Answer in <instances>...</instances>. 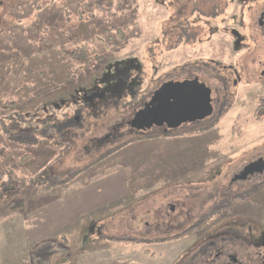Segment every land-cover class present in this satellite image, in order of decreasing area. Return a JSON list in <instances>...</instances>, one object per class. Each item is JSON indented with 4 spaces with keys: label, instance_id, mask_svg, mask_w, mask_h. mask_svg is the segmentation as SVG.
Segmentation results:
<instances>
[{
    "label": "rangeland",
    "instance_id": "374dc122",
    "mask_svg": "<svg viewBox=\"0 0 264 264\" xmlns=\"http://www.w3.org/2000/svg\"><path fill=\"white\" fill-rule=\"evenodd\" d=\"M226 3L215 17L211 0H0V124L10 137L5 141L0 133V264H31L37 210L88 191L126 196L62 234L68 264H171L181 250L195 248L194 238L160 247L123 239L139 233L141 197H149L143 208L153 212L185 191L226 187L243 159L264 157V105L257 101L264 93L249 82L264 86V78L258 68L238 65L263 53L235 52L226 32L234 26L235 7ZM81 48L88 51L87 64L72 57ZM127 61L141 65L139 94L205 65L207 80L214 78V63L233 66L240 80L216 126L126 135L120 123L131 111L124 103L89 110L77 123L74 92L102 86ZM115 130L121 135L114 142L94 146ZM10 141L25 144L15 148ZM20 177L33 184L16 192L4 185Z\"/></svg>",
    "mask_w": 264,
    "mask_h": 264
},
{
    "label": "flooded vegetation",
    "instance_id": "af4514ba",
    "mask_svg": "<svg viewBox=\"0 0 264 264\" xmlns=\"http://www.w3.org/2000/svg\"><path fill=\"white\" fill-rule=\"evenodd\" d=\"M226 1L228 2L226 5L235 7L232 15L234 26L226 30L231 37L235 52L252 54L256 49H260L259 51L263 53L262 58L258 59V62L256 61L257 63L254 58H250V62H245L244 65L238 62V65L242 70H247L250 67L256 70L258 68L259 76L264 78V0ZM222 3L223 0H211L215 17L218 9L223 5ZM193 11H197V9H193ZM193 33L195 32L193 31ZM219 65L218 63L213 64L214 67L218 66L217 70L219 71L214 73V78L208 75L207 80L206 73H204L206 65H199L202 66L199 71L187 75L179 72L180 74L177 73L179 76L173 75L169 79L161 80L145 94H139L142 71L140 64L136 61H127L123 70L122 68L116 69L113 65L110 69L115 68L113 74L105 76L102 86H93L87 90L74 92L72 103L76 105L77 109L74 112L78 115L74 120L78 123L82 119V113L89 110L115 106V109H118L120 104L124 103L129 108L128 111H131L128 120H122L120 123L121 126L127 127L126 135L133 133L146 135L151 132H159V135L163 136L201 124L207 125L205 128L216 126V122L222 116V111L225 110L226 114L229 112V109L223 108L227 102V94L232 86H237V82L240 80L233 66ZM104 75L102 74L101 77ZM196 77H203L208 82L211 103V114L208 117L182 123L173 129L168 128V124L165 122L161 125L153 124L151 128L143 130H136L129 126L133 115L151 101L154 93L162 85L168 82L192 81ZM138 79L140 83H138ZM249 82L253 87H260L261 92L264 93L262 84L253 80H249ZM262 96H258L257 101L260 104L258 107L264 105ZM134 100L136 101L135 105H133ZM170 103L172 105L174 101ZM197 104H199V100H194V105ZM77 105H80V108ZM120 135L115 130L105 140L95 141L96 145L94 146L98 147L107 141L112 143ZM259 160H262L264 164V157L259 154L243 159L240 165L235 167L226 187L220 186L217 188L218 190L213 187L212 191L205 189L185 191L183 196L177 197L176 201L168 202L165 207L156 208L153 212L143 208L145 200L149 197H141L139 233L133 238L128 237L123 240L141 246L160 247L171 242H183L194 238L195 248L192 250L189 249L190 245L187 246L175 256L171 264H264V167L262 169L260 163L255 168H250L255 169L252 174L242 175L250 165ZM260 168L262 172L258 173L257 170ZM202 186L205 188L206 183H203ZM187 204H192V206L188 207ZM95 231L96 228L91 227V234H95ZM177 231L182 232L175 233ZM174 233L175 235H172ZM98 234L101 235L100 230ZM149 255L153 257L152 253Z\"/></svg>",
    "mask_w": 264,
    "mask_h": 264
},
{
    "label": "water",
    "instance_id": "95a60500",
    "mask_svg": "<svg viewBox=\"0 0 264 264\" xmlns=\"http://www.w3.org/2000/svg\"><path fill=\"white\" fill-rule=\"evenodd\" d=\"M194 100H199V104L195 106ZM173 101L174 103L170 105V102ZM153 103L155 104L151 106ZM193 105L194 107H192ZM210 114L211 103L208 83L196 77L192 81L168 82L162 85L154 93L151 101L133 115L129 126L136 130H143L151 128L153 124L161 125L165 122L168 124V128L173 129L182 123L204 119ZM260 163L263 169V161L259 160L250 165L242 175L252 174L255 169L250 168H255ZM257 172L261 173V168Z\"/></svg>",
    "mask_w": 264,
    "mask_h": 264
},
{
    "label": "crops",
    "instance_id": "0c3cea01",
    "mask_svg": "<svg viewBox=\"0 0 264 264\" xmlns=\"http://www.w3.org/2000/svg\"><path fill=\"white\" fill-rule=\"evenodd\" d=\"M104 193L105 192L88 191L86 193H75L71 196L62 195L55 198V200L45 208L37 210L40 212V221L38 228L33 233L35 241L31 242L30 248L38 241L40 242L61 236L68 230L74 228L77 223L86 219L89 215L96 214L97 211L114 205V203L126 196L125 192H119L118 194H111V197L104 198ZM85 197L86 199L91 198V205L87 206L83 203ZM80 204L83 205L81 206ZM84 243L86 244L85 241ZM101 246L103 247V245Z\"/></svg>",
    "mask_w": 264,
    "mask_h": 264
},
{
    "label": "trees",
    "instance_id": "16d2710c",
    "mask_svg": "<svg viewBox=\"0 0 264 264\" xmlns=\"http://www.w3.org/2000/svg\"><path fill=\"white\" fill-rule=\"evenodd\" d=\"M75 52L76 51L72 52V57H77L80 61L82 62L85 61L86 64L90 62V58H88V54H87L88 51H86L85 48H81L80 51L77 53ZM82 67L84 68L85 64ZM77 69L78 70L81 69V66L78 67ZM49 117L50 116H48V118ZM258 121H260V119ZM0 129L2 130V132L0 133H2L3 139L5 141L7 140L9 141L10 137L8 136L9 135L8 127H6L3 123H1ZM16 130L14 129L13 131L16 133L22 131L19 129L17 131ZM9 143L10 145H14L15 148L22 146V144H25L23 142H17V141H10ZM6 184L7 186L10 185V188L12 187L13 184V188H11V192H16L24 186L33 184V181L28 178L20 177V178H16L14 182L13 180L9 179L7 182L4 183V185ZM45 186L46 187H43V189L49 187V185H45ZM61 237L62 235L53 239L40 241L34 244L29 250V260L31 264H67L69 262V252L66 247L60 245L59 239ZM131 243L132 242H127L128 245H130Z\"/></svg>",
    "mask_w": 264,
    "mask_h": 264
}]
</instances>
